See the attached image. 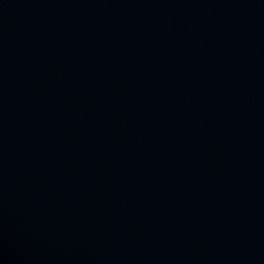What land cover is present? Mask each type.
<instances>
[{"label": "water", "instance_id": "1", "mask_svg": "<svg viewBox=\"0 0 264 264\" xmlns=\"http://www.w3.org/2000/svg\"><path fill=\"white\" fill-rule=\"evenodd\" d=\"M0 264H264V0H0Z\"/></svg>", "mask_w": 264, "mask_h": 264}]
</instances>
